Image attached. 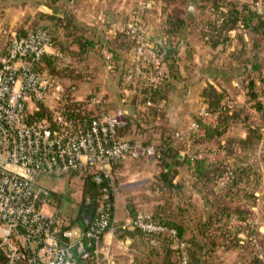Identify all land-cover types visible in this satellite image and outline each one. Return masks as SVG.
I'll list each match as a JSON object with an SVG mask.
<instances>
[{"label":"trees","instance_id":"1","mask_svg":"<svg viewBox=\"0 0 264 264\" xmlns=\"http://www.w3.org/2000/svg\"><path fill=\"white\" fill-rule=\"evenodd\" d=\"M192 1L198 2L197 0ZM200 1L211 3V7L214 9L213 18L207 24L208 31L205 33L207 42L211 48L214 51L217 50L218 53L226 52L229 45L237 41L236 49L230 53L231 60L235 61L237 65L235 67H224L223 71L234 75L233 77L242 79L243 82L247 81V103L251 104L250 108L258 114V119L255 121L252 120L251 114L248 112L250 108L246 110L244 105L238 107L234 100L226 94L225 90L218 91L211 84L204 87L202 96L205 99L206 110L215 116V123L209 122L207 118L198 112L193 122L199 126V130H188L181 137H177L176 133L179 131L175 130V128H166L167 125L161 128L160 122L150 121L149 117L152 109L161 112L164 109L161 105L162 102L169 99V94L174 90L171 79H179L181 77L180 70L175 64V55L179 51V48L172 45L171 42L157 41L154 50L165 65L166 73L160 83L149 84L141 77L135 78L132 82L125 81L126 72L134 63L135 53L131 55L130 61L120 60L123 58L121 47L124 44V39L120 41V47H112L107 42L103 33H101V29L99 31L94 28L93 31L91 29L90 32L86 33V30H89L88 27L82 30L79 25L72 23L70 19L65 20L66 23L62 24L65 21L60 17L57 18L56 13H54L50 15V19H52L50 28L42 25L18 34V36H23L32 30L39 29L49 33L52 39V51L62 56L55 53L44 54L36 68L53 79L60 81L63 85V80L56 77L53 72H56L57 68L63 69L69 67L65 65V63L68 64L70 58L69 52H67L68 48L71 50L70 53L81 55L84 59L86 55L87 57L96 58L98 61L97 68H106L107 72L117 75L116 77L113 76L116 78L118 86L117 108H122L126 111V123L119 127L118 134L121 138L125 139L129 136L130 132L134 133L136 131L140 138L132 137L127 140L132 143L155 144L157 146L160 155L156 160L161 171L154 181L156 191L169 192L180 201V190L183 185L176 181V175L179 168L184 166L189 169L191 174L190 189L196 195L198 194L204 198V205L206 206L204 221H199L198 226L191 231L190 239L187 242L185 233L188 231L186 227L188 222L186 220V224H184L183 221L179 222L176 220L177 218H184L189 211L181 207V202L179 201L178 204L180 206L178 205L176 211V219H171V213L168 215L170 218H165L162 215L163 211H159L158 209L149 214L152 221L175 231V234L169 231L150 233L138 226L133 227L132 221H135L142 214L133 208L128 207L127 219H117V189L113 172L115 168L125 162L114 163L110 170V176L100 171L83 173L84 195L80 203L76 207L73 205V207H69L63 211L64 216L71 218L72 224L77 223L80 225L84 232L83 239L85 245L90 253V257L88 258H81L77 254L76 259L78 264H97L95 250L102 246L105 235L110 232L111 227H114V233L119 230L124 231V234L120 236L122 239L135 238L134 240L141 244L142 249H145L146 257L149 260L152 259L151 256L155 253L163 255L164 264H168L171 260V255L175 253L178 256V263L176 264H182L179 247L181 242L186 243L187 264H205L203 253L206 248L213 247L214 245L216 236L211 237L214 230L219 231L222 236L227 235L232 239L240 240L238 234L242 228L240 229L232 225V221L235 218L242 220L247 218L249 211L248 209L234 205L233 202L241 196L248 200H256L257 197L253 193L254 190L251 191L248 187L252 183L251 175L256 173V171L253 166H247L249 162L242 163L235 160L237 165H231L230 156L235 155L240 147L248 148L250 145H254L255 142L259 143L264 140V61L259 56L261 42L264 40V1ZM126 22H131L130 17L127 18ZM168 25L167 31L169 35H178L184 41L183 38L185 37L188 25L187 20L180 14H174L171 17L169 16ZM60 27L63 30L62 36L67 40L65 42L68 45L66 43L65 46L62 45V41L58 39ZM232 32H234L233 35ZM120 35L117 36L120 38ZM130 38L132 39L131 41H136L132 35ZM12 39L13 37H11L9 44L2 53L8 51ZM129 43H125L126 47L122 49L128 48L127 44ZM167 48L169 51H167ZM106 51L111 53L110 58L105 57ZM144 62L145 71H152V63L149 60H145ZM59 63L63 64L62 67L59 66ZM91 76L92 73L88 72L87 78L89 80H91ZM224 78L227 79L226 76ZM65 87L67 98H65L61 109L72 121L79 123L91 120L96 117L99 111L107 110L104 103L105 99L101 95L91 93L86 99L78 101L73 97L74 92L78 88L77 85L73 83ZM125 89L134 91L132 99L125 96L123 93ZM140 94L145 104L143 109H138L135 106ZM94 98L99 99V103H95ZM161 99L163 101L159 102ZM92 104L94 107L89 108L88 106ZM49 113V109L43 105L37 115L45 117ZM239 122L244 123V127L247 129V136L228 135L230 129ZM188 140L191 142L190 146L187 145ZM184 149L192 151L187 154L184 152V156L181 157L182 151H185ZM211 149H217L218 152L224 153L225 158L213 160L208 155V151ZM200 154H202L201 157L199 156ZM97 174L103 178L101 182H97L95 179ZM225 178H227V181L222 182ZM104 188L108 192L106 205L107 207L109 206V209L106 212L109 214V224L102 230L95 227V221L97 219L99 200L104 195ZM51 191V197L61 202L62 196L57 195L53 189ZM186 204L188 206L191 205L189 201ZM84 212L90 215V224H86L83 217ZM128 219H130V222L127 221ZM97 230L101 232L97 233ZM88 232H91L92 235L87 236ZM207 238H209V242L205 241ZM152 239L155 240L154 244L151 243ZM135 259L139 260L138 257ZM6 262L7 257L0 248V264ZM135 264L141 263L135 261Z\"/></svg>","mask_w":264,"mask_h":264},{"label":"rangeland","instance_id":"2","mask_svg":"<svg viewBox=\"0 0 264 264\" xmlns=\"http://www.w3.org/2000/svg\"><path fill=\"white\" fill-rule=\"evenodd\" d=\"M197 1L195 3L192 0H0V52L6 48L14 35L42 25L50 28L52 23L50 15L56 13L57 18L60 17L64 21L70 19L72 23L79 25L82 30L88 27L89 30H86V33L90 32L91 29L93 31L94 28L99 30V26H102L101 33H107L105 38L112 47H120V41L124 39V44L122 45L121 43V55L123 53V58L120 60L122 61L123 59L130 61L131 55L135 53L138 47L136 41H131L132 39L130 38L132 35L130 34V24H134L139 34L144 37L145 42L152 48L156 47L159 40L171 42L172 45L179 48L175 55V64L180 69L181 76L185 75V77H188L194 71L192 69L196 67L197 62L199 64L203 62L205 65L210 66H212L210 63L222 66L223 63L224 65L226 63L236 64L235 61L231 60L230 53L232 51L230 48L234 46L236 49L237 41L229 45L228 49L230 51L227 49L226 52L222 53H218L217 50L214 51L208 44L205 33L208 31L207 24L213 18L214 9L211 7V3ZM104 10L106 11L107 19L111 21L103 25L98 22L100 20L99 16L103 19L105 18L100 13ZM174 14H180L188 22L185 37L183 38L184 41L182 37L169 35L167 31L169 28V16L171 17ZM129 17L131 19L130 23L126 22ZM64 23L66 21L62 24ZM61 30L62 28L60 27L58 39L65 46L66 39L63 38V30ZM117 35H120V38ZM125 43H129L127 44L128 48L122 49L126 47ZM66 44L68 45V43ZM70 48L73 49L72 47ZM70 51L68 48L67 52H69L70 58L69 61L67 60L68 64L65 63L69 67L57 68L53 74L62 79L65 86L73 83L77 85L78 88L74 92L73 97L78 101L86 99L91 93H95V95L99 94L104 97L107 110L117 108L118 101L116 98L118 93L116 87L113 84H109L107 80V78L113 77L112 74L107 72L106 68H97L98 61L96 58L87 57L86 55L84 59L81 55H74ZM259 53L261 60L264 61V40L261 42ZM59 64L62 67L63 64ZM202 69H205L203 64ZM198 70L199 72L202 71L200 68ZM88 72L92 73L91 80L87 78ZM220 83L219 87L221 86L225 90L226 94L234 100L238 107L244 105L246 110L251 107V104L247 103V81L243 82L242 79H235L234 81L222 80V83ZM178 93L177 95H179ZM138 97L135 106L138 109H143L145 106L143 97L141 94ZM161 101L163 100L161 99L159 102ZM202 106V108L200 107L201 109H198L199 113L202 109H206L204 103H202ZM88 107L94 106L92 104ZM165 107L161 112L152 109L149 120L160 122L161 128L166 125V128H175L176 126L173 125L171 118L166 116L169 112L165 110ZM248 112L251 114L253 121L258 119V114L255 110L250 108ZM166 119L168 122H166ZM210 119H213V116ZM137 134L136 131L135 133L130 132L128 137H137L139 136ZM228 135L246 137L247 129L244 127V123L239 122L233 126ZM191 151L185 150L182 152L187 154ZM182 155L184 156V154ZM208 155L213 160L225 158L224 153L218 152L217 149L209 150ZM230 157L231 165L236 166V160L242 163L249 162L247 166L254 167L256 173L251 175L252 183L248 187L249 190H254L253 193L257 198L256 200H248L241 196L233 202L234 205L249 211L247 218L243 220L235 218L232 221V225L242 228L238 234L241 241L232 239L227 235L222 236L219 231L214 230L211 237L216 236L215 242L213 247L210 246L211 248L205 249L203 253L204 261L205 264H264V140L259 143L255 142L254 145H250L248 148L240 147L237 153ZM160 171L161 168L157 160L148 159L129 160L115 168L113 177L116 191H118V202H120L121 207V213L118 215L120 220H125L129 208L147 214H151L155 209H158L163 211L162 215L165 218H170L168 215L171 213V219H176L175 215L179 200L169 192L156 191L154 186V181ZM83 176L82 174H73L64 179H57L56 177L45 175L40 178V183L47 185L57 195L62 196L61 202L57 199L55 200L59 202L63 213L65 209L73 207V205L76 207L80 203L84 195ZM176 181L183 185L180 190L181 200L179 201L181 202V207L189 211L184 218H177L176 221H183L186 224L187 220L186 227L188 231L185 233V239L188 242L191 231L198 226L199 221H204L206 206L204 205V198L198 194L196 195L189 187L191 174L187 167L179 168ZM225 181H227V178L222 180V182ZM187 200L191 205L188 206L186 204ZM48 210L54 211V205L49 206ZM112 233L114 236L110 238L111 241L107 243L105 237L100 247L101 254L96 258L97 264H135V261L141 264H164L163 255L161 254L155 253L151 256L152 259L149 260L146 257L145 249H142L143 247L138 241L134 240L135 238H120L124 231L119 230ZM205 241L209 242L210 240L207 238ZM136 257L139 260L135 259ZM170 263H178L176 253L171 255V260L168 264Z\"/></svg>","mask_w":264,"mask_h":264},{"label":"built area","instance_id":"3","mask_svg":"<svg viewBox=\"0 0 264 264\" xmlns=\"http://www.w3.org/2000/svg\"><path fill=\"white\" fill-rule=\"evenodd\" d=\"M130 34L138 47L125 81L141 77L149 84L160 83L166 73L162 60L134 24H130ZM53 53L51 36L41 29L14 35L8 51L0 52V248L7 257L4 264H78L77 254L90 257L83 230L64 216L51 197L52 189L40 183L42 176L64 179L88 171L110 176L114 163L156 160L160 155L155 144L132 143L119 136V127L126 123L122 108L101 110L79 123L69 119L61 109L66 87L36 68L44 54ZM105 57L110 58L111 53L106 51ZM145 60L152 63V71H145ZM43 105L50 113L39 117ZM200 114L208 120L213 116L206 109ZM189 129L199 130V126L193 122ZM183 134L176 133L177 137ZM95 179L101 182L103 178L97 174ZM103 191L95 221V227L102 230L109 224L108 192ZM51 205L54 211L48 210ZM132 225L150 233H176L152 221L147 213L140 214ZM179 247L182 264H187L186 243ZM100 254L98 247L95 256Z\"/></svg>","mask_w":264,"mask_h":264},{"label":"crops","instance_id":"4","mask_svg":"<svg viewBox=\"0 0 264 264\" xmlns=\"http://www.w3.org/2000/svg\"><path fill=\"white\" fill-rule=\"evenodd\" d=\"M240 1H246V0H240ZM264 1V0H260ZM102 13L105 18H100L99 20V24L102 23L104 25V23H108L110 22L105 13L106 11H102L100 12ZM99 28L101 29L102 26ZM107 33L104 32L103 35L105 36ZM234 34V32H232V35ZM231 51H233L235 49L234 46H232V48H230ZM230 49H228L230 51ZM133 59V56H132ZM202 64L205 67V69H202ZM212 66L210 65H205L203 62L202 63H198L195 68H193L192 70H194L188 77H185V75H182L179 79H171L172 84L174 85V93L173 91L169 94V99H167L166 101H164V103L162 102V106L163 108L166 105V111H168L169 113L166 116H169L172 120L173 125H175V129H178V131H184L187 132L189 129V127L191 126V124L194 121L195 116L198 113V109H201L202 103H204V97L202 96V92L201 90L204 89L205 86H207L208 84L213 85L218 91H222V87H219V83H222V80H226V81H234L235 79H238L237 77H233L234 75L232 74H227V72L225 73L223 70L225 69L224 66L226 68L228 67H235L237 64L235 63H226L223 66L222 65H215L214 63H210ZM201 69L202 71L199 72L198 69ZM180 70V69H179ZM198 70V72H197ZM181 72V71H180ZM112 76H117L114 73L112 74ZM224 76H226L227 79L224 78ZM115 77H111V78H107L109 84H113L114 87H116V90H118V86H117V80ZM240 80V79H239ZM217 82V83H216ZM220 83V84H221ZM178 85V86H177ZM193 85V86H192ZM183 88V89H182ZM181 92V93H178ZM123 93L125 94L126 97H129V99L133 98V94L134 91L131 89H125L123 90ZM173 93V95H172ZM177 93L179 95H177ZM172 95V96H171ZM204 105H206L204 103ZM202 106V107H201ZM201 107V108H200ZM205 108V107H204ZM177 110V111H176ZM213 119H209V122H213L215 123V116H213ZM166 122H168V120L166 119ZM167 124V123H166ZM135 133V132H134ZM136 137V136H134ZM125 138V137H124ZM131 137H127L125 139H129ZM137 138H140V136H137ZM191 142H189V140L187 141V145L190 146ZM182 154H184V152H182ZM181 154V157L183 156ZM118 191H116V216L117 219L120 220V218L118 217V215H120L121 213V207H120V202L119 201V197H118ZM119 212V214H118ZM128 214V212H127ZM127 218V216H126ZM125 218V219H126ZM128 222H130V219L127 220ZM113 233H108L106 235V240L107 243L111 241V237H113ZM106 264V263H105Z\"/></svg>","mask_w":264,"mask_h":264},{"label":"water","instance_id":"5","mask_svg":"<svg viewBox=\"0 0 264 264\" xmlns=\"http://www.w3.org/2000/svg\"><path fill=\"white\" fill-rule=\"evenodd\" d=\"M167 51H169L168 48H167ZM167 54H169V53H167ZM83 217H84L86 224H90V215L87 212L83 213Z\"/></svg>","mask_w":264,"mask_h":264}]
</instances>
